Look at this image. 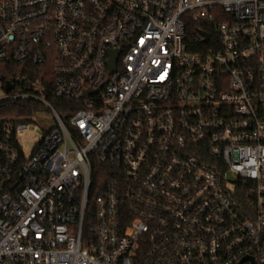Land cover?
Returning a JSON list of instances; mask_svg holds the SVG:
<instances>
[{
	"label": "built area",
	"instance_id": "2783aa9c",
	"mask_svg": "<svg viewBox=\"0 0 264 264\" xmlns=\"http://www.w3.org/2000/svg\"><path fill=\"white\" fill-rule=\"evenodd\" d=\"M0 62V264H264V0H0Z\"/></svg>",
	"mask_w": 264,
	"mask_h": 264
},
{
	"label": "rangeland",
	"instance_id": "374dc122",
	"mask_svg": "<svg viewBox=\"0 0 264 264\" xmlns=\"http://www.w3.org/2000/svg\"><path fill=\"white\" fill-rule=\"evenodd\" d=\"M6 97V90L0 83V99ZM54 124L53 116L50 112H41L36 117V123H33L23 135L24 150L27 154H31L33 148L37 144L42 135L44 128L48 129Z\"/></svg>",
	"mask_w": 264,
	"mask_h": 264
},
{
	"label": "trees",
	"instance_id": "16d2710c",
	"mask_svg": "<svg viewBox=\"0 0 264 264\" xmlns=\"http://www.w3.org/2000/svg\"><path fill=\"white\" fill-rule=\"evenodd\" d=\"M15 66H16V64H15ZM9 73H10V70L6 69L5 63H1L0 62V83L3 82L7 78V76H9ZM63 103H67V102L63 101L61 99L56 101V104L58 106H62ZM32 106L33 105H31V107ZM1 107H2L3 110L0 111V114L9 113V112H12V111H15L13 113H23V112H25V110H23L21 108V106H19V102H7ZM4 107H6V108H4ZM31 107H29V108H31Z\"/></svg>",
	"mask_w": 264,
	"mask_h": 264
},
{
	"label": "water",
	"instance_id": "95a60500",
	"mask_svg": "<svg viewBox=\"0 0 264 264\" xmlns=\"http://www.w3.org/2000/svg\"><path fill=\"white\" fill-rule=\"evenodd\" d=\"M202 34L205 36V40L207 41L209 39V33L202 32ZM115 68V58L113 59L112 69ZM14 85L10 82H6V90L9 91L13 89Z\"/></svg>",
	"mask_w": 264,
	"mask_h": 264
}]
</instances>
